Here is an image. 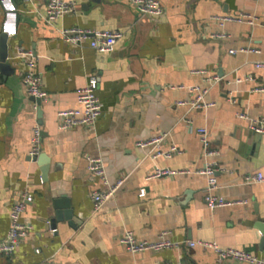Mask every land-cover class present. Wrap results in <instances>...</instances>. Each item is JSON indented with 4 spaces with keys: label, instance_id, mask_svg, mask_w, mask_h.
I'll return each instance as SVG.
<instances>
[{
    "label": "crops",
    "instance_id": "1",
    "mask_svg": "<svg viewBox=\"0 0 264 264\" xmlns=\"http://www.w3.org/2000/svg\"><path fill=\"white\" fill-rule=\"evenodd\" d=\"M68 1L75 10L50 25L44 20L48 0H16V26L10 0H0V39L9 34V66L0 67V242L23 199L22 221L30 227L13 254H0V264H246L219 262L199 246L131 253L119 242L126 231L147 240L165 231L174 241L216 242L264 257V182H247L264 175V136L238 116L264 117V92L257 91L264 68L255 67L264 61V0H161V16H140L130 0ZM239 13L256 16V23L220 26L212 19ZM72 27L123 36L112 52L100 53L87 43L65 42L60 30ZM246 48L260 52L231 53ZM22 51L36 56L50 96L40 112L23 84L28 65ZM212 75L222 80L212 85L206 80ZM93 77L103 105L96 125L60 130L57 112L79 107L78 91ZM195 84L210 87L206 100L215 106L177 104L195 96L177 86ZM36 125L43 135L33 157ZM201 127L217 152L209 159ZM163 133L162 148L180 150L173 157L153 159L147 156L152 147L137 146ZM89 156L103 159L109 184L124 179L99 207L92 195L108 187L88 171ZM207 161L218 169L216 195L247 203L207 207V178L198 173ZM156 168L182 173L149 179ZM56 210L62 217L52 226Z\"/></svg>",
    "mask_w": 264,
    "mask_h": 264
},
{
    "label": "built area",
    "instance_id": "2",
    "mask_svg": "<svg viewBox=\"0 0 264 264\" xmlns=\"http://www.w3.org/2000/svg\"><path fill=\"white\" fill-rule=\"evenodd\" d=\"M30 1V0H24ZM140 16H161L164 14V6L161 0H130ZM75 10V3L68 0H48L46 14L44 20L54 25L63 16L72 13ZM213 20H216L220 26H224L227 22L248 23L254 25L257 21V17L247 13H239L237 15H225V16H213ZM62 39L72 45L82 46L87 43L92 49L100 53L112 52L119 39L122 38L123 33L119 30L111 29H85L79 27L62 28L60 30ZM219 37H225L224 34H218ZM238 51H248L259 53V48H246L241 50H231V53H237ZM21 55L25 58L28 71L23 76V84L26 92L30 97L40 98L42 102L49 100L48 92L43 88L42 78L36 71L37 58L31 51H22ZM256 68H264V61L255 63ZM250 79V78H246ZM245 79V80H246ZM210 84L214 85L222 80L219 75L208 76L206 79ZM238 81H242L239 79ZM98 80L96 78H90L87 84L78 91V103L79 107L70 109H61L57 112L59 119L58 128L60 130H70L80 126H95L98 119L103 113V105L100 101L97 90ZM180 89H186L193 93L195 96L191 100H179L177 104L179 106L187 105L191 109H208L216 105L215 102H209L206 100V96L210 92V87H202L200 85H179ZM257 91L264 92V87L257 88ZM229 101L235 103L233 98H229ZM239 118L248 121V128L254 133L264 136V117H251L248 114L240 113ZM200 137V141L203 146V152L205 159L214 157L217 152L212 148V140L209 137L207 128L201 127L197 129ZM42 129L39 125H36L33 130L32 137V149L31 154L33 157L39 155L41 151L42 142ZM167 134L163 133L159 136L147 141H140L137 146L141 148L152 147L147 156L153 159L160 157L171 158L175 154H178L180 150L176 146H172L167 150L162 148V143ZM215 162L207 161L204 168L198 173L203 174L207 178V187L205 189V202L210 210H215L220 207L233 206L247 203L246 200H226L216 195V189L218 188V176L217 167ZM88 171L95 177L100 178L106 185L107 190L95 191L92 198L95 202V206L99 207L104 202L110 200L117 189L123 184L124 179L118 180L114 185L109 184L108 174L104 161L101 157H88ZM182 173V171L172 170L170 168H156V170L148 177L160 178L163 176H172ZM247 182H264V175L257 173L255 176L247 178ZM27 209L26 199L17 202L11 211V224L6 237L0 242V254L11 255L14 253L20 242L29 235L30 227L24 224L22 221V215ZM119 242L131 253H140L148 250L161 251L164 249H179L183 246L188 247H201L206 250H212L219 262L226 260H233L239 263L246 264H264V257H260L251 252L240 250L232 247H221L216 242L206 241H174L168 237V232H161L155 240L139 239L131 231H126L119 237Z\"/></svg>",
    "mask_w": 264,
    "mask_h": 264
},
{
    "label": "water",
    "instance_id": "3",
    "mask_svg": "<svg viewBox=\"0 0 264 264\" xmlns=\"http://www.w3.org/2000/svg\"><path fill=\"white\" fill-rule=\"evenodd\" d=\"M11 5L8 8L9 9V13L13 16H15V22H16V26L19 20V16L17 13V3L16 0H10ZM8 38H9V34L4 32L1 35V39H0V67L2 68V70H6V68L9 66L8 63V56H9V48H8ZM32 99L37 102V104L39 105V112L41 111V105H42V100L40 98H34L32 97ZM44 156V155H42ZM71 210H69L68 212H66V217L67 218H71L72 216ZM61 212L56 210L54 213V216L51 218L50 223L52 226L56 225L58 220H61Z\"/></svg>",
    "mask_w": 264,
    "mask_h": 264
}]
</instances>
